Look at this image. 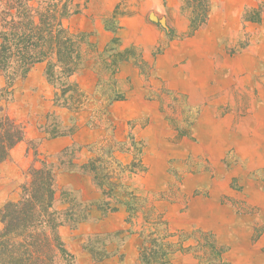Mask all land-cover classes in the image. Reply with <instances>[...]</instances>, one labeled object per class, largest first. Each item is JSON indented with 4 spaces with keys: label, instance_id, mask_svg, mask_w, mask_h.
Segmentation results:
<instances>
[{
    "label": "rangeland",
    "instance_id": "rangeland-1",
    "mask_svg": "<svg viewBox=\"0 0 264 264\" xmlns=\"http://www.w3.org/2000/svg\"><path fill=\"white\" fill-rule=\"evenodd\" d=\"M80 2L81 11L65 24L72 32L87 36L85 64L69 79L90 87L84 109L55 104V92L65 78L49 82L44 62L33 66L42 78L37 76L28 85L27 74L8 93L2 92L7 87L6 74H0V116L9 114L25 129L24 139L0 164L4 205L21 198L30 168L40 166V159L46 158L57 174L77 166V159L85 163L92 159L101 174L113 171V181L119 185L116 192L126 199L131 213H154L155 217L162 213L152 219L154 228L143 232L145 238H156L149 240V246L153 244L150 252L156 250L157 261L164 258L162 252L172 249L173 255H187L185 264H233L223 259V253L246 242L250 250L243 264H264V0H209L208 20L195 32L190 29L191 11L185 0ZM144 13L160 36L147 59L139 46L120 48L123 40L131 41L133 19ZM151 13L157 20L151 19ZM100 27L105 33H99ZM140 33L152 32L141 29ZM115 35L120 39L119 50L134 48L133 57L121 62L116 73L125 98L112 104L107 115L94 117L93 110L105 103L97 93L98 85L114 90L108 70L113 56L105 50ZM98 42H106L102 50ZM94 71L96 78L91 74ZM207 73L225 80L235 78L237 83L213 94L196 92L201 86L195 82ZM50 105L62 113L48 111ZM73 127L76 132L85 129L81 136L85 143H76L56 156L40 151L36 134L71 135ZM224 138L227 143L219 146ZM69 193L56 187L54 209L63 223L71 221L66 209H59ZM167 202L176 204L170 214L164 207ZM201 207L208 211L198 220ZM91 240L89 245L97 248V240ZM214 240L218 250L212 247ZM167 242L172 247L166 248Z\"/></svg>",
    "mask_w": 264,
    "mask_h": 264
},
{
    "label": "trees",
    "instance_id": "trees-1",
    "mask_svg": "<svg viewBox=\"0 0 264 264\" xmlns=\"http://www.w3.org/2000/svg\"><path fill=\"white\" fill-rule=\"evenodd\" d=\"M185 5L191 11V32H195L208 20L209 0H185ZM118 8L115 10L116 14ZM81 9L80 0H0V74L4 72L7 77V87L2 89L3 93H8L14 82L24 78L34 65L45 62L49 82L55 84L57 80L65 78L62 87L55 92V104L68 106L75 111L84 109L88 94L78 83L69 79L85 64L87 36L83 32H72L65 24L70 16L79 13ZM116 29L117 27L114 31ZM119 44L120 39L115 36L111 47L105 50L106 53L109 49L113 56L108 63V70L111 72L114 90H103L98 85L97 93L105 103L93 110L94 117L107 115L114 102L125 98L118 85L116 73L121 62L133 57L134 48L119 50ZM102 58L107 63L106 58ZM70 131L74 132L75 128ZM58 134L54 132L52 136ZM24 137V126L9 114L3 113L0 116V164ZM139 152L142 153V147ZM113 154L111 146L110 155ZM40 161V166L33 165L30 168V179L23 185L21 198L10 200L3 206L0 264H77L59 234L63 221L54 209L57 170L46 158ZM82 168L94 174L97 185L107 196L112 195L119 187L113 181V171L108 170L101 174L94 160L91 159ZM136 168L137 166L132 169ZM67 169H75V165ZM103 208L105 212L110 209L106 202ZM84 219L85 216L79 215L71 220L76 225ZM151 237L149 235L145 238L142 263H169L174 251L171 249L162 252L164 258L157 261L153 256L156 250L150 252L153 244L149 246V240L156 241V238ZM212 245L218 250L215 240ZM165 247H172V243L167 242ZM102 257L104 255L100 254L98 259Z\"/></svg>",
    "mask_w": 264,
    "mask_h": 264
},
{
    "label": "crops",
    "instance_id": "crops-1",
    "mask_svg": "<svg viewBox=\"0 0 264 264\" xmlns=\"http://www.w3.org/2000/svg\"><path fill=\"white\" fill-rule=\"evenodd\" d=\"M133 21L136 22L134 23L135 29L131 34V41L124 42L123 40L120 48L132 44L139 46L143 51L144 58L147 59V56L158 44L160 36L157 33V28L154 26V24L147 21L146 13L142 15L139 14L133 19ZM141 29H149L152 33L149 35H146L145 33L141 34ZM99 33H105L103 28H99ZM111 35L113 36V34ZM98 44L99 50H102L103 48L101 46L104 47L106 42H103V45L100 42H98ZM162 61L163 58H159V64H161ZM42 63L43 62H40L36 65H42ZM169 63L172 64V62ZM33 68L28 73V76L25 79V84L27 83L30 85V83L35 80L37 76L42 78V75L40 73L37 74ZM91 74L93 78L98 76L95 71L91 72ZM45 83L46 80L43 78L44 86ZM179 83L180 82H178V86L182 87ZM183 83H185V80ZM232 83H237V80L235 78L225 80L222 76L207 73L205 76H202L200 79H198V82H195L196 86H201V88L196 87L195 91L213 94L223 91L225 86ZM78 85L86 93L88 92L87 90H90L89 86H85L80 82H78ZM214 101L216 100H211V102ZM49 109L48 111H55V113L58 114L62 113L60 108H56L53 105H50ZM86 128L87 132H93V129H90L89 127ZM202 128L203 127L200 129L201 132L203 131ZM208 128L211 129L212 126ZM38 130L40 129L38 128L37 132H39ZM81 131L82 130L71 132L73 133L71 135L70 133H63L62 135L54 136L49 134H46V136L43 134L41 135L40 132V135L36 134V138L39 137L40 139V151L48 156H56L69 149L76 143H85L81 137L85 129H83V132ZM225 139L226 138L220 139L221 142L224 143L219 144V146H223L227 143ZM216 141H218V138ZM85 162V159H77L75 160V163L77 164L75 169L60 170L56 176L55 189L57 187L61 191L67 190L71 192L69 193L70 197L64 199V203L61 204L59 209H66L65 212L71 216L70 220L72 218L79 217L81 214L85 216V219L78 222L76 225L71 223L72 220L69 223L66 221L60 225L59 234L62 240L65 241L69 251L75 255L77 264H143L141 261L142 249L145 242L143 232H146L144 230L150 231L152 228H154V221H152V219L155 217V214L151 213L149 215H143L140 214V212L135 214L131 213L126 199L121 197V195L116 192L117 190H115V192L110 196L105 195L103 190L94 182L91 174L82 168V165H84ZM5 201V199H0V208L4 205ZM105 202L108 203V206L110 207V209L106 212L103 208ZM164 207L166 208L167 213L170 214V212L176 208V204L167 202L164 204ZM81 208H83V210L79 211ZM199 209L200 210L196 215L198 220L204 217L208 211L207 208L201 207ZM159 214L162 213L158 212L157 217ZM167 218L171 221L173 219L169 218L168 216ZM186 219L189 224H192L187 216ZM194 220L196 221L195 218ZM168 225L172 228L170 223ZM246 226H248L247 223L242 225L243 228ZM234 235L243 237L240 232H235ZM94 238L97 240V248L89 245L90 240H94ZM245 243L237 244L234 246L235 248H233L228 253H223V259H231L233 264L246 263V260L249 257L247 256V251L250 250V246L248 245V247L246 245L247 243ZM100 254H103L104 257L98 259ZM175 255L176 254L170 258V262L167 264L186 263L184 261V259L187 257L185 253H181L176 256Z\"/></svg>",
    "mask_w": 264,
    "mask_h": 264
},
{
    "label": "water",
    "instance_id": "water-1",
    "mask_svg": "<svg viewBox=\"0 0 264 264\" xmlns=\"http://www.w3.org/2000/svg\"><path fill=\"white\" fill-rule=\"evenodd\" d=\"M150 17L152 20H157V18H158L155 13H151ZM160 21H161V23L165 24V18H161Z\"/></svg>",
    "mask_w": 264,
    "mask_h": 264
}]
</instances>
